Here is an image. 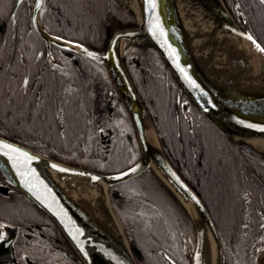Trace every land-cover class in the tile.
<instances>
[{"label":"trees","instance_id":"1","mask_svg":"<svg viewBox=\"0 0 264 264\" xmlns=\"http://www.w3.org/2000/svg\"><path fill=\"white\" fill-rule=\"evenodd\" d=\"M225 1L235 15L240 13L245 21L248 19L253 25L264 26V4L260 0ZM27 3L28 0L23 2V9ZM41 13L47 24L49 17H54L70 34L60 33L100 50L107 46V26L119 28L135 23L118 0H44ZM252 33L257 37L254 30ZM135 53L142 63L141 68L130 60L126 62L135 86L152 114L171 160L200 194L218 226L223 246L221 264H254L255 257H249L246 262L242 259L244 253L251 254L257 247H262L261 253L264 251V227L261 226L264 225V163L238 148L193 104L181 106L177 112V99L186 100L187 96L158 52L139 49ZM90 58L84 59L83 66L94 73L95 79L88 73L76 72L60 76L50 89L54 94L72 96L71 103L75 105L67 107L70 115H79L81 110L87 112L86 116L89 114L88 95L96 94V88L108 94L111 92L117 124L113 126L115 136L110 155L106 161L85 167L102 172L121 171L138 158V151L122 129L130 118L105 64ZM92 79L97 82L92 83ZM84 98L86 107L82 106ZM9 115L0 118V133L27 142L34 127L33 115L23 118L22 124H19L15 111ZM81 140L77 144L87 142ZM90 145L91 142L85 147L91 148ZM128 184L133 187L129 188ZM109 191L126 234L140 251V264H188L185 252L187 242L194 239L192 221L175 195L153 171L146 170L130 181L112 185ZM144 192L149 194L148 199ZM21 203L19 209L28 213L34 211L38 220L44 221L45 214L24 195Z\"/></svg>","mask_w":264,"mask_h":264},{"label":"water","instance_id":"2","mask_svg":"<svg viewBox=\"0 0 264 264\" xmlns=\"http://www.w3.org/2000/svg\"><path fill=\"white\" fill-rule=\"evenodd\" d=\"M187 1L193 11L192 17L184 13L180 0H136L140 18L135 25L116 30L105 51L79 44L86 50L80 52L87 55L92 53L90 56L105 62L133 122L140 156L132 166L112 173L73 166L0 134V191L16 188L35 203L57 224L84 264H140V251L135 242H130L124 227V234L119 235L106 219L57 180V175L53 173L55 169L81 173L92 178H105L108 188L132 180L146 170L153 171L175 195L192 221L195 245L191 263L212 264L213 261L214 264L213 251H208L212 233L216 234L220 245L221 263L222 246L215 221L200 194L166 154L164 141L159 137L152 117L126 69L123 58L126 49L122 47L126 38L141 37L143 41L136 44L157 51L202 115L237 147L264 162V151L258 148L257 143L255 145L236 139L249 134H264V75L253 70L246 71L244 63L240 64L241 68L210 69L219 65L204 61L202 55H199L198 49H202L197 32L215 19L221 21L227 29L243 36L250 35L260 42L248 31L243 21L238 22L234 18L224 0ZM153 2L155 8L152 7ZM40 3L41 0H36L34 17ZM20 4V0H17L13 13ZM196 17L201 18L196 20ZM68 42L78 44L70 40ZM129 139L132 137L129 136ZM4 144L27 153L32 159L26 161L19 153L9 152L3 147ZM10 156L14 159H10ZM20 172L26 175L21 176ZM29 187L32 191H29ZM6 242L4 240L2 244ZM1 255L3 257L2 252L0 258ZM6 262V259H0V264Z\"/></svg>","mask_w":264,"mask_h":264},{"label":"flooded vegetation","instance_id":"3","mask_svg":"<svg viewBox=\"0 0 264 264\" xmlns=\"http://www.w3.org/2000/svg\"><path fill=\"white\" fill-rule=\"evenodd\" d=\"M16 2L0 0V118L8 117L11 111H15L19 124H22L23 118L33 115L31 137L24 144L47 156L76 166L106 161L114 143L115 131L114 127L104 130L100 127L107 116L116 113L111 92L108 94L96 88L93 112L90 114L89 111L87 116L86 111L70 115V105H75L71 103L72 96L54 94L50 87L60 76L84 73V59L89 57L64 48L43 35L36 23L37 17H34L36 0H28L25 9L22 2L13 13ZM38 18L50 33L68 38L60 32L70 34L69 30L56 22L54 17H49V24L44 17ZM241 18L245 20L242 15ZM245 23L264 45V26L253 25L248 19ZM130 58L140 69L142 63L135 51L126 55V62ZM184 100L177 99V112L184 106ZM88 128L94 145V148H86L91 150L90 154L77 144L83 139L81 133ZM21 201L22 193L16 188L0 191V234L7 241L4 244V240L0 241V252L3 253L0 259H6V264H82L56 224L47 215L41 222L36 212L22 211L19 209ZM261 248L257 247L251 254L244 253L242 260L246 262L249 257H255L254 264H262L264 251L261 253Z\"/></svg>","mask_w":264,"mask_h":264},{"label":"bare ground","instance_id":"4","mask_svg":"<svg viewBox=\"0 0 264 264\" xmlns=\"http://www.w3.org/2000/svg\"><path fill=\"white\" fill-rule=\"evenodd\" d=\"M133 10L135 17L140 18V13L136 0H124ZM180 5L186 15L192 17L193 11L190 9V5L187 0H180ZM201 17H196V20H199ZM200 35L199 44L201 46L198 49L199 55L201 54L204 61H209L214 65H219V67L212 66L210 69H222V67L227 68H241L242 63L245 64L244 68L246 71H257L259 74L264 75V52H261L253 44L252 41L248 40V36L240 35L234 31H231L223 26V23L219 20L212 19L209 24L202 30L197 32ZM47 37H50L46 34ZM51 40L58 42L59 44L72 47L76 50L86 51L85 48H82L79 44H74L66 40L50 37ZM254 40V39H253ZM141 37H136L134 39L126 38L122 47L127 49L130 45L142 42ZM255 41V40H254ZM256 44H259L255 41ZM260 45V44H259ZM261 47V45H260ZM262 48V47H261ZM221 66V67H220ZM83 71L91 78L95 77L94 73L82 66ZM259 69V70H256ZM95 79V78H93ZM92 83L97 82L93 81ZM93 92L88 95L89 101L87 104L89 106L90 114L95 108L96 98ZM86 104L85 98L83 100L82 106ZM116 114L109 115L102 123L100 129L104 130L107 128H112L117 124ZM126 125V126H125ZM124 125L128 130L131 129V124L127 123ZM89 127V126H88ZM127 132V131H125ZM152 132V130H150ZM237 140H245L251 144H258V148L264 151V134H249L245 135L242 138L236 137ZM54 175L57 180L67 186L70 191L77 196L83 203L91 207L96 213L106 219L108 223L114 228V230L119 234L123 235L124 230L119 216L111 204V200L108 194V182L105 178L98 177V179H93L89 175H84L81 173L71 172V171H61L58 169L54 170ZM213 251L212 256L214 264H219L220 258V245L216 238V234L212 233L211 235V246L209 248ZM213 264V261H212Z\"/></svg>","mask_w":264,"mask_h":264},{"label":"rangeland","instance_id":"5","mask_svg":"<svg viewBox=\"0 0 264 264\" xmlns=\"http://www.w3.org/2000/svg\"><path fill=\"white\" fill-rule=\"evenodd\" d=\"M120 2H121V4L122 5H124L126 8H128L130 11H132V14L134 13V10L127 4V3H125V1L124 0H119ZM115 20V19H114ZM136 21H137V19H136ZM114 31V30H113ZM128 50H130L131 52L134 50V46H133V48H131V49H128ZM132 63H133V60H131V58L129 59ZM79 114L80 113H82L81 112V110L78 112ZM125 124H127V123H125ZM126 126V125H125ZM125 131H127V133H131V129L129 130H127L126 128H125ZM88 133V134H87ZM81 136H82V138L83 139H86L87 140V142L84 144V145H82V149L85 151V153L86 154H90L91 153V150H88V149H86V145L91 141V132H90V129L88 128V130L87 131H85V132H83V133H81ZM89 139V140H88ZM127 139H128V137H127ZM85 141V140H84ZM83 154V153H82ZM129 188H132L133 187V185L132 184H128L127 185ZM138 190H140V189H138ZM144 194L146 195V198L148 199L149 197H148V193H146V192H144ZM193 248H194V240H192L191 239V241H188L187 242V247H186V256H187V261H188V264H191V259H192V254H193Z\"/></svg>","mask_w":264,"mask_h":264},{"label":"snow or ice","instance_id":"6","mask_svg":"<svg viewBox=\"0 0 264 264\" xmlns=\"http://www.w3.org/2000/svg\"><path fill=\"white\" fill-rule=\"evenodd\" d=\"M20 2H23V0H20ZM260 3H261V4H264V0H260ZM37 7H39V5H37ZM152 7H153V8L156 7L155 2L152 3ZM157 27H159V25H157ZM247 38H248V40H250V41L253 42V44L257 47V49H258L259 51L264 52V48H261L259 44H256V42L253 40V37H252V36L249 35ZM89 55H93V54H92V53H89ZM181 71H183V69H181ZM25 83H27V81H25ZM3 147H4L5 149H8L9 152H11V153H19V155H20V156H23V157L25 158L26 161H30V160L32 159V157L29 156L27 153H22V152L19 151V149H16V148L12 147L11 145L4 144ZM5 154H7V153H5ZM9 158H10V159H14V157H12V156H10ZM60 170H61V171H65L64 169H60ZM132 171L135 172L136 169H132ZM20 175H21V176H25L26 173H25V172H20ZM126 175H127V173H126ZM93 179H94V180H95V179H98V177H93ZM26 186H27V184H26ZM29 191H32V188H31V187H29ZM193 199H194V198H193ZM197 203H198V201H197ZM261 226L264 227V225H261ZM4 239H5V236H4L3 234H0V241H2V240H4Z\"/></svg>","mask_w":264,"mask_h":264}]
</instances>
